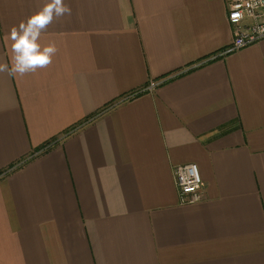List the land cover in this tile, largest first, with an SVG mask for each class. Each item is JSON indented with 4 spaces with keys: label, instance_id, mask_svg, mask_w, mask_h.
Returning a JSON list of instances; mask_svg holds the SVG:
<instances>
[{
    "label": "crops",
    "instance_id": "1",
    "mask_svg": "<svg viewBox=\"0 0 264 264\" xmlns=\"http://www.w3.org/2000/svg\"><path fill=\"white\" fill-rule=\"evenodd\" d=\"M51 2L0 0V264H264V41L221 56L226 0H63L10 75Z\"/></svg>",
    "mask_w": 264,
    "mask_h": 264
},
{
    "label": "built area",
    "instance_id": "2",
    "mask_svg": "<svg viewBox=\"0 0 264 264\" xmlns=\"http://www.w3.org/2000/svg\"><path fill=\"white\" fill-rule=\"evenodd\" d=\"M226 7L227 21L233 28L234 38L221 56L264 41V0H226ZM154 85L151 83L143 90L128 95L125 99L151 91ZM173 175L180 204L193 205L204 199L203 184L196 165L176 166L173 168Z\"/></svg>",
    "mask_w": 264,
    "mask_h": 264
},
{
    "label": "clouds",
    "instance_id": "3",
    "mask_svg": "<svg viewBox=\"0 0 264 264\" xmlns=\"http://www.w3.org/2000/svg\"><path fill=\"white\" fill-rule=\"evenodd\" d=\"M70 15L71 8L63 0H52L40 12L31 16L27 23H21L19 29L12 28L11 38L14 41L12 48L15 53L14 64L9 74L24 75L34 72L37 68L47 67L57 49L54 43L41 49L37 43L40 33L52 22L54 17Z\"/></svg>",
    "mask_w": 264,
    "mask_h": 264
}]
</instances>
